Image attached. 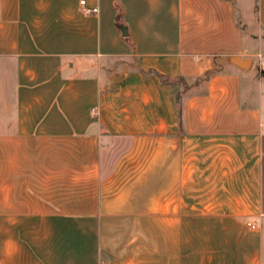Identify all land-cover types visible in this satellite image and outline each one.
I'll return each instance as SVG.
<instances>
[{"label": "crops", "instance_id": "crops-1", "mask_svg": "<svg viewBox=\"0 0 264 264\" xmlns=\"http://www.w3.org/2000/svg\"><path fill=\"white\" fill-rule=\"evenodd\" d=\"M81 1L0 0V264H264V0Z\"/></svg>", "mask_w": 264, "mask_h": 264}, {"label": "built area", "instance_id": "built-area-1", "mask_svg": "<svg viewBox=\"0 0 264 264\" xmlns=\"http://www.w3.org/2000/svg\"><path fill=\"white\" fill-rule=\"evenodd\" d=\"M80 5H81V7H82V9H81V12L83 13V14H85V15H87V16H90V15H94V14H97L98 13V8H89V7H87L86 6V2H85V0H82L81 2H80ZM258 58H259V60H260V69L261 70H263L264 69V54H259L258 55ZM252 228H255V226L254 225H251V224H249Z\"/></svg>", "mask_w": 264, "mask_h": 264}, {"label": "rangeland", "instance_id": "rangeland-1", "mask_svg": "<svg viewBox=\"0 0 264 264\" xmlns=\"http://www.w3.org/2000/svg\"><path fill=\"white\" fill-rule=\"evenodd\" d=\"M260 52L264 54V47L261 49ZM258 63H260L259 58L258 57L254 58V67H253V69L255 70V72L257 71V65H258ZM263 71H264V69H263ZM257 73H259V76H261L262 78H264V74L262 73L261 69ZM52 165H53L54 168H55V166L58 167V168H61V164H55V163H53ZM35 166H40V165L38 163H36V164L33 163V170L35 169L34 168ZM36 169H39V167H37ZM58 170H60V169H58ZM38 185H39V180L37 179L36 180V187H38Z\"/></svg>", "mask_w": 264, "mask_h": 264}, {"label": "water", "instance_id": "water-1", "mask_svg": "<svg viewBox=\"0 0 264 264\" xmlns=\"http://www.w3.org/2000/svg\"><path fill=\"white\" fill-rule=\"evenodd\" d=\"M231 61L237 65H240V66L244 65V62L239 57H234L231 59Z\"/></svg>", "mask_w": 264, "mask_h": 264}, {"label": "trees", "instance_id": "trees-1", "mask_svg": "<svg viewBox=\"0 0 264 264\" xmlns=\"http://www.w3.org/2000/svg\"><path fill=\"white\" fill-rule=\"evenodd\" d=\"M120 19V14L118 15V20ZM213 72H207L205 78H210Z\"/></svg>", "mask_w": 264, "mask_h": 264}]
</instances>
